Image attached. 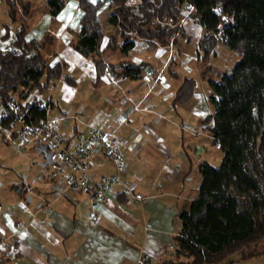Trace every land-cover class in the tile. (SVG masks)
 <instances>
[{"label": "crops", "instance_id": "obj_1", "mask_svg": "<svg viewBox=\"0 0 264 264\" xmlns=\"http://www.w3.org/2000/svg\"><path fill=\"white\" fill-rule=\"evenodd\" d=\"M28 1L25 39L42 41L50 36L53 41L43 54L49 63H61L62 75L45 92L31 91L21 104L40 99L47 104V117L59 119L68 135L94 127L113 132L126 162L119 176L145 198L138 202L114 187L100 201L98 222L92 223L87 192L71 193L64 190L61 178L48 179L50 166H33L36 159L30 148L8 151L18 124H0V165L10 170L0 171V264H160L173 259L174 237L181 228L178 214L197 192L198 166L201 161L211 164L213 155H219L211 134L208 82L230 71L239 55L220 44L202 64L197 45L201 28L185 11L180 20L184 35H175L166 45L137 36L126 55L118 48L105 49L113 33L105 3L102 58L113 64L129 59L145 67L137 79L113 76L107 70L97 77L92 58L73 48L80 28L77 0H67L53 16L48 0ZM18 26L19 20L12 21L0 0V49L11 45ZM68 75L72 83L64 81ZM186 76L196 81L194 93L187 101L173 104L175 90ZM87 99L91 104L80 128L75 119L67 118L70 109H62L59 100L81 113L86 108L78 102ZM28 154H32L31 165L25 160ZM18 162L19 172H15L11 166ZM89 167L94 180L114 173L109 157L100 152L93 154Z\"/></svg>", "mask_w": 264, "mask_h": 264}, {"label": "trees", "instance_id": "obj_2", "mask_svg": "<svg viewBox=\"0 0 264 264\" xmlns=\"http://www.w3.org/2000/svg\"><path fill=\"white\" fill-rule=\"evenodd\" d=\"M12 21L19 20L11 50H0V101L19 103L25 123L39 126L47 117V104L40 99L21 104L33 90L45 92L51 81L61 77L60 62L49 63L43 49L53 39L26 40L28 0H3ZM67 0H48L49 14L56 15ZM79 30L74 50L92 58L96 76L107 70L113 76L137 79L144 63L120 60L107 63L100 45L104 32L103 5L113 27L105 49L123 54L133 48L134 37L166 45L184 35L180 24L186 17L201 28L198 38L200 61L216 45L239 55L230 71L210 79L208 97L213 110L211 134L222 152L221 163L201 161V181L191 202L178 214L181 228L174 237L173 259L160 264H233L236 259L252 260L264 252V0H77ZM168 21V22H166ZM118 41L121 44L118 45ZM66 83L72 78L63 77ZM172 103L185 102L193 95L196 81L184 77ZM13 117L0 119L8 127Z\"/></svg>", "mask_w": 264, "mask_h": 264}, {"label": "built area", "instance_id": "obj_3", "mask_svg": "<svg viewBox=\"0 0 264 264\" xmlns=\"http://www.w3.org/2000/svg\"><path fill=\"white\" fill-rule=\"evenodd\" d=\"M8 48L1 51L11 50ZM19 103L10 101L6 105L0 101V119L13 117L14 124H18L15 132L18 143L15 147L21 150L25 144L33 147L46 145L51 152L48 179L64 180V190L71 193L87 192L89 202V215L92 223L98 222L97 209L100 201L114 187H120L130 199L143 202L145 196L138 194L119 174L126 168L124 154L120 142L116 140L113 132H104L95 128L76 135H68L61 130L59 119L46 117L42 125L32 126L23 120L19 111ZM95 152H100L109 157L114 173L100 180L92 179L90 175V159ZM48 166V165H47ZM69 168L71 172H68Z\"/></svg>", "mask_w": 264, "mask_h": 264}, {"label": "rangeland", "instance_id": "obj_4", "mask_svg": "<svg viewBox=\"0 0 264 264\" xmlns=\"http://www.w3.org/2000/svg\"><path fill=\"white\" fill-rule=\"evenodd\" d=\"M138 0H128V3L129 4H132L134 5ZM202 70H199L197 71V74L194 76L196 79H200V73H201ZM45 97H46V94H42V98L43 100L45 101ZM80 105H83L86 109L84 111H82L81 113H77L75 112L73 109L70 108V105H66V104H63L60 100H59V104L61 105L62 109L64 110H67V109H70V112L69 114L67 115V118L70 120H73L75 119L76 122H75V125H77L78 127L82 128V123L84 121H86L85 119L87 118V109H88V106L91 104V100L90 99H87V100H83L81 102H78ZM45 104V103H44ZM18 143L17 140L14 141V143L12 142V144L9 146V148L7 149L8 151L12 152V149L11 148H15V145ZM0 145H1V139H0ZM25 148H30V150H33L32 151V154L35 155V159H36V164L32 162V158H31V155L32 154H28L27 157H25V160L28 162V164L31 165V163H33L34 165L33 166H36V165H39V164H42L43 161H44V158L39 155L37 153V151H35L34 147L33 146H30L29 144H25L24 147L19 150V151H23ZM27 149V150H28ZM219 150V149H218ZM18 155V154H17ZM221 157H222V152L221 150H219V155L217 156V154H214L213 155V158L211 159V164L212 166H218L220 163H221ZM19 162L18 163H14L11 168L15 171V172H19V170L16 169V167L19 166ZM49 166V164H48ZM48 166H46L45 168H48ZM0 171H3V172H8L10 170L6 169L5 165L1 164L0 165ZM233 264H264V252L263 253H260L259 256L257 258H253L252 260H245L243 258H238L235 260V262Z\"/></svg>", "mask_w": 264, "mask_h": 264}, {"label": "water", "instance_id": "obj_5", "mask_svg": "<svg viewBox=\"0 0 264 264\" xmlns=\"http://www.w3.org/2000/svg\"><path fill=\"white\" fill-rule=\"evenodd\" d=\"M37 150L44 158V162L42 163V165L44 167L47 166L51 161V152L48 151V147L46 145L38 146Z\"/></svg>", "mask_w": 264, "mask_h": 264}]
</instances>
